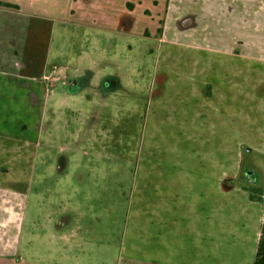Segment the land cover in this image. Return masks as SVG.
<instances>
[{
    "label": "rangeland",
    "instance_id": "obj_1",
    "mask_svg": "<svg viewBox=\"0 0 264 264\" xmlns=\"http://www.w3.org/2000/svg\"><path fill=\"white\" fill-rule=\"evenodd\" d=\"M69 28V34L57 41L69 54L52 57L65 70L52 87L57 97L51 101L68 103L71 109L63 110L67 133L55 132L51 168L42 164L49 153L35 143L34 128L25 134L17 131L15 139H0L10 145L8 152H0V184L33 194L27 235L42 229L52 232L47 213L64 210L73 257L69 264H167L166 257L175 261L168 264H245L244 257L231 254L237 248L227 246L217 258L200 256L192 243L183 248L175 243L173 253L166 252V194H195L199 185H210L205 175L211 160H218L221 171L234 156L242 154L245 164L253 159L249 142L256 140L251 134L236 136L244 141L237 151L233 136L182 129L185 113L196 105L193 94H186L180 83L184 66L197 64L203 77L212 53L178 41L165 43L157 32L106 34L76 25ZM71 79L77 83L69 82L70 89L64 81ZM14 100L8 104L11 118L34 123L29 89L20 88ZM249 107L251 113L259 110L253 103ZM262 110L264 114V104ZM259 140L264 146V128ZM255 164L257 169L234 182L220 173L218 194L231 190L247 194L242 188L251 181L263 186L264 156ZM42 173L51 177H36ZM37 240L40 249L52 243L49 238ZM59 258L55 251L44 263L27 264L57 263Z\"/></svg>",
    "mask_w": 264,
    "mask_h": 264
},
{
    "label": "crops",
    "instance_id": "obj_2",
    "mask_svg": "<svg viewBox=\"0 0 264 264\" xmlns=\"http://www.w3.org/2000/svg\"><path fill=\"white\" fill-rule=\"evenodd\" d=\"M0 1L10 4L0 5V139H15L17 131L25 134L34 128L35 143L45 153L52 151L56 131H68L63 110L71 109L69 104H53L51 100L57 97L52 87L63 79L65 70L52 57L69 54L57 41L69 34L70 26L106 34L157 32L165 43L178 41L211 52L205 63V76L200 77L197 64L193 68L184 66L180 83L186 94H193L196 105L194 111L185 113L182 129L233 136L232 146L237 151L242 150L244 141L236 136L251 134L256 140L249 142L253 159L245 164L242 154L234 156L221 171L218 160H211L205 175L206 180L210 178V185H199L195 194H166V252L173 253L175 243L182 248L192 243L190 246L200 256L217 258L219 250L226 252L227 246L237 248L231 254L244 257L245 264H264V199L251 200L244 188L247 194L233 190L218 194L217 185L220 173L234 182L251 168L257 169L256 158L264 156L259 140L264 128V0ZM145 22L147 25H143ZM69 82L75 84L77 79L64 81L71 89ZM20 88L29 89L34 106L29 115L33 114L31 118L35 120L31 125L10 116L8 104L16 101ZM251 103L257 105L258 112H250ZM20 110L21 105L17 104L15 111ZM14 126L16 130L11 131ZM9 150V143H0V152ZM50 157L51 153L42 160L48 168L52 166ZM1 171L9 174L6 167L2 166ZM36 177L46 180L51 174ZM31 197L33 194H28L26 188L0 184V264L44 263L55 251L60 254L59 261L49 264H69L68 259L73 257L64 231L69 222L67 212L47 213L53 222L52 232L42 229L27 235ZM45 238L52 243L38 248L37 239ZM241 243L245 245L242 247ZM241 247L248 250L244 252ZM167 262L175 261L166 257Z\"/></svg>",
    "mask_w": 264,
    "mask_h": 264
},
{
    "label": "trees",
    "instance_id": "obj_3",
    "mask_svg": "<svg viewBox=\"0 0 264 264\" xmlns=\"http://www.w3.org/2000/svg\"><path fill=\"white\" fill-rule=\"evenodd\" d=\"M0 5L9 6L10 4L0 1ZM252 184L244 187L248 191L249 197L254 201H263L264 199V188L251 182Z\"/></svg>",
    "mask_w": 264,
    "mask_h": 264
}]
</instances>
